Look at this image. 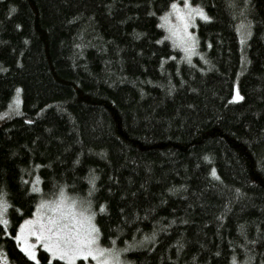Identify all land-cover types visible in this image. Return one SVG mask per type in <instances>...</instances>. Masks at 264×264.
Masks as SVG:
<instances>
[{"label": "trees", "instance_id": "16d2710c", "mask_svg": "<svg viewBox=\"0 0 264 264\" xmlns=\"http://www.w3.org/2000/svg\"><path fill=\"white\" fill-rule=\"evenodd\" d=\"M172 2L0 0L7 264H35L14 230L61 190L129 264H264V0H189L191 63Z\"/></svg>", "mask_w": 264, "mask_h": 264}, {"label": "snow or ice", "instance_id": "6c2138e0", "mask_svg": "<svg viewBox=\"0 0 264 264\" xmlns=\"http://www.w3.org/2000/svg\"><path fill=\"white\" fill-rule=\"evenodd\" d=\"M172 15L176 17V23L170 19ZM196 16L203 20L210 19L202 8L192 7L189 0H183V7L173 0L171 11L160 18L163 22L161 26L168 27L171 36L179 38V46L185 52L189 63L191 56L195 54L196 40L188 28ZM16 91L19 92L20 89L17 88ZM240 99L243 97L236 91L233 100ZM33 191L38 189L33 188ZM4 195L0 191V230L8 235L9 221L6 214L9 205ZM36 208V213L31 218L24 219L18 230H14L15 235L12 237L20 251L35 264H40L35 251L37 245L42 246L52 257L66 261V264H75L78 257H92L97 264H127L119 258V250L103 248L97 243L99 230L92 223L95 212L92 211L90 202L70 201L63 197L61 190L60 198L55 201H41ZM100 211H104V205H100ZM144 239L148 240L150 237ZM48 264H52L51 260Z\"/></svg>", "mask_w": 264, "mask_h": 264}, {"label": "rangeland", "instance_id": "374dc122", "mask_svg": "<svg viewBox=\"0 0 264 264\" xmlns=\"http://www.w3.org/2000/svg\"><path fill=\"white\" fill-rule=\"evenodd\" d=\"M177 4H179L181 7H183V1H181V2H179V3H177ZM191 6H192V5H191ZM192 7H195V6H192ZM196 7H197V6H196ZM170 11H171V8H170V10H169L167 13H169ZM198 18L200 19L201 17L196 16V17L194 18L192 24H191V25L189 26V28H188V31L191 32V33H193V34H194V28L196 27V20H197ZM170 19L172 20L173 23H176V17H175L174 15H172V16L170 17ZM201 19H202V18H201ZM162 23H163V22H162ZM164 28L166 29V32H167L169 38H170L174 43H176L177 45H179V38H178V37H172V36H171V33H170L169 30H168V27L164 26ZM194 37H195V36H194ZM60 197H61V195H60V196H57V197H56L54 200H52V201H55V200H57V199L60 198ZM63 197L67 198V199L70 200V201H78V200H76L74 197H72V196H67V195H65V194H63ZM49 201H50V200H49ZM78 202H79V201H78ZM35 213H36V212H35ZM30 218H31V217H30ZM28 219H29V218H28ZM92 223H94V224L96 225L95 216L93 217ZM96 227H97V225H96ZM30 239L33 240V241L35 240L34 237H30ZM97 243H98L101 247H103V248H107V247H105L104 245H102L101 240H100L99 232H98ZM108 249H116V250H119V258H120L121 260H123V261H126L127 264H129L128 261H127V259H126V257H125V253H126V251H123L124 249H128V246H126V247L111 246V247H109ZM41 250L46 251L42 246L37 245L35 251H36L37 259H38L39 261H40L39 252H40ZM46 252H47V251H46ZM47 253H48V252H47ZM48 254H50V253H48ZM50 255H51V254H50ZM51 258H52V259H57V260L61 261L63 264H66V261L60 260L59 258L52 257V256H51ZM0 262H2V264H7L6 259H5L1 254H0ZM75 264H97V262H96L95 260H93L92 257H87V258H84V257H78V258L76 259V261H75Z\"/></svg>", "mask_w": 264, "mask_h": 264}]
</instances>
